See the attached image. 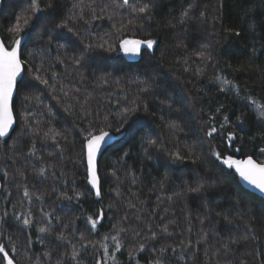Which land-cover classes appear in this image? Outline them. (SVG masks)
<instances>
[{
  "label": "trees",
  "instance_id": "trees-1",
  "mask_svg": "<svg viewBox=\"0 0 264 264\" xmlns=\"http://www.w3.org/2000/svg\"><path fill=\"white\" fill-rule=\"evenodd\" d=\"M77 2L58 0L65 19L71 15L72 5ZM85 2L91 3L92 0ZM95 3L103 6L110 4V0H95ZM131 3L134 6L147 4L151 19H139L132 8H122L117 11L115 20H109L107 16L112 12L109 7L104 13L105 18L94 21L79 37L63 31L76 41L78 49L83 47L80 40L102 42L111 37L113 47L125 36L157 41L153 49H143L139 60L134 62L128 61L118 48L111 52L93 48L84 53L80 65L70 61L57 63L55 55L70 56L72 48L67 53L42 49L51 24L49 19L35 21L32 42L25 57L36 66L43 65L47 69L45 78L53 72L57 76L50 81L54 87H48L34 81L35 73L29 72L27 79L35 86L22 89L13 99L16 124L9 137L0 140V214L4 210L9 213L5 223L0 225V231L5 234L2 242L8 244L7 238L11 237L19 249L17 260L20 264H30L28 257L39 256L44 251L60 254L66 250L67 242L56 239L59 232L68 235L73 242L78 241L83 232L88 237L84 241L88 246L80 249V244H76L81 253V264H95L101 250L93 249L89 241L95 244L103 236L115 234L114 227L121 225L126 214V223L135 224L137 211L129 207L134 203L142 214L159 213L166 217L164 223L176 221L175 225H170L169 236L161 237L176 247L175 252L170 250L164 255L163 264H262L264 199L245 189L233 170L218 162L210 149L220 150L224 156H252L258 162L264 160V155L259 153V148L264 146L260 139L264 117L249 107L251 101L244 99L251 96L264 105V48L260 47L264 44V25L249 32L247 17L243 16L244 10L253 8L252 15L258 21H264V0H131ZM22 7H27V0H3L0 34L7 35V28L14 23ZM185 11L190 15L186 18L187 23L180 25L179 20ZM88 18L86 15L85 19ZM129 20L133 21L131 25ZM121 21L124 28L118 31L113 24ZM73 22L80 28L85 27L81 21ZM235 31L241 34L236 36ZM178 44L183 46L177 47ZM253 45L258 50L255 56L250 55ZM76 54L80 55V52L77 50ZM209 54L213 57L211 61L201 59ZM200 68L206 69L204 75L199 74ZM214 75L233 84L221 85L213 81ZM233 85L239 88V96ZM148 86L150 92H141ZM37 95L39 100L34 98ZM133 100L148 105L147 112L141 106V110L130 118V123H142L144 130L135 137L121 133V138L102 152L99 158L102 196L97 198L93 192L89 193L85 165L78 159L83 137L81 129L88 128L93 121L104 127L107 117L111 127L105 130L120 134L115 131L120 114ZM220 106H223L221 112L216 113L215 109ZM26 112L33 113L29 121L23 119ZM242 113L245 114L244 122L237 123L235 118ZM225 115L230 117V122L213 137H208L209 117L215 116L214 123L219 127ZM37 125L44 130H58L61 133L59 146L38 137L33 131ZM229 131L235 132L237 139L230 147L231 151L229 148L225 151ZM145 133L157 139L167 151L150 149L151 159H148L141 147V137ZM32 140L37 141L35 156L28 152ZM176 147L183 153L194 155L187 156L183 162H173L169 152ZM124 152L129 155L124 156ZM45 164L56 165L55 176L52 169L45 176L37 174ZM18 169L24 172V176L18 175ZM64 181L68 182L67 185ZM21 183L36 196L42 192L48 195L43 200H36L34 196L28 202L18 187ZM201 183L208 189L205 193L187 191V187ZM52 188L57 191L53 193ZM73 189L83 195L71 201L63 199L64 193L73 195ZM117 191L120 196L116 195ZM169 196L173 197L171 201L167 199ZM164 208L168 209L167 213L162 211ZM98 209L104 211V218L97 231L89 233L86 216L94 215ZM28 211H32L34 223L24 227L14 215ZM44 212L51 214L52 231L40 233L38 228L48 225L47 220H42ZM225 215L229 216L231 223L225 221ZM152 219L154 224L160 223L155 215ZM201 219H205L208 225L206 238L200 233ZM189 222L194 229L191 233L185 231ZM68 224L75 229L71 234L63 227ZM29 237L33 243L26 257L25 245ZM37 237L43 239L44 244L39 243ZM182 239L193 241L191 251L180 246ZM197 240H201L198 246ZM130 251L131 244L115 253L116 264H136L137 261L139 264H154L156 253L152 251L151 243L145 251L137 252L135 259L129 258ZM46 264H56L55 258ZM108 264L113 262L108 260Z\"/></svg>",
  "mask_w": 264,
  "mask_h": 264
},
{
  "label": "snow or ice",
  "instance_id": "snow-or-ice-1",
  "mask_svg": "<svg viewBox=\"0 0 264 264\" xmlns=\"http://www.w3.org/2000/svg\"><path fill=\"white\" fill-rule=\"evenodd\" d=\"M112 8V12L107 16L109 20L116 19V13L119 9L122 8H132L134 11L138 13V18L143 19L145 17L151 19V15L148 10V5H138L134 6L131 3V0H110V4H104L103 6L96 5L95 0H92L91 3H86L85 0H78L77 3L72 5V9L70 10L71 15L65 19L62 9L58 6V0H27V7H22L20 13L15 17L14 23L7 28V35L0 34V138H6L9 136L10 129L13 128L14 125V117H13V99L14 94L18 93L22 89L32 88L35 85L32 81L27 79V74L29 72L35 73L32 79L39 84L54 87V85L50 84L51 80H55L57 74L53 72L51 76L45 78V73L47 69L43 67V65L36 66L33 64L32 60H28L25 57V53L28 50L29 44L32 42V37L35 28V21L38 19H49L51 24V30L48 34L47 40L41 45L42 49H46L47 52H52L55 50L57 53H60L63 50L65 53L68 52L69 48H72V53L70 56L61 57L60 54L55 55L54 60L57 63L64 64L69 62L74 65H80L84 59V53L93 49V48H101L105 49L109 52L116 51L117 48L121 50L126 55H139L141 53V49L151 50L154 45L157 43L156 40L147 39L140 40L135 38L123 37L120 38L117 42L116 47H113L109 40H102V42H85L84 40H80L79 44L82 45V48H77L76 41L72 40L70 36L66 35L70 33L72 36L79 37L84 34L87 28L91 27L93 22L96 20H102L105 18L104 13L108 10V8ZM253 8H248L244 10L243 16L247 17V31L255 32L262 25H264V21H258L252 13H254ZM47 14V15H45ZM88 16V19H85V16ZM190 13L185 11L183 13V17L179 20L180 25H185L187 23L186 18H188ZM201 16H204V13H201ZM51 17V19H50ZM73 20H78L83 23L84 28L78 27ZM133 23L132 20L128 21V24L131 25ZM113 27L118 28V31H122L124 25L121 22L114 23ZM173 28L176 25H172ZM234 35L239 36L241 33L239 31L233 32ZM112 35H116L113 33ZM63 41V42H62ZM107 46V47H106ZM182 44H178L177 47H182ZM261 48H264V44H261ZM77 50L80 52V55H77ZM257 48L253 45L251 46L250 55L255 56L257 54ZM202 60L211 61L213 57L211 54L208 56H202ZM32 65L29 68V65ZM200 75H204L206 73L205 68L198 69ZM213 81H218L221 85H232L233 82L226 79L221 78L220 76H213ZM233 87H235L233 85ZM150 86L144 87L141 89V92L148 93L150 92ZM223 91V87L220 88ZM231 90V89H230ZM63 91V89H61ZM236 95H240V90L238 87H235ZM67 96V92L64 93ZM28 97H26L27 99ZM39 100L40 97L37 95L34 97ZM57 99V97H53ZM244 99L251 101L249 107L254 108L259 116L264 117V105H261L255 98L251 96H245ZM141 106H143V111H148V105L140 103L137 100H133L131 105L126 108L124 112L120 114L119 126L115 129L117 133H122L128 135L130 137H135L137 133L144 130V126L139 121H132L130 123V118L138 113L141 110ZM223 106L217 107L215 109L216 113L221 112V108ZM245 114L236 116L237 123L244 122ZM30 118H33V113L26 112L24 114L23 119L25 121H29ZM163 119V117H161ZM216 117L210 116L207 121L208 129L206 131V135L208 137H213L216 133H218L221 129H224L225 126L230 122V117L225 115L223 118V123L219 124V127L214 123ZM111 127V124L107 122V117H105L104 127H100L99 123L96 121L90 122L89 127L81 129L83 133V137L81 139V148L80 155L78 157L79 162L85 165V172L87 178V184L90 185L89 193L91 194L94 191V194L97 198L102 196V185L101 178L99 175V160L98 157L104 149V146L108 143V139L111 136L109 131H106V128ZM171 128H175L174 124H170ZM34 133L45 140H51L57 146H59V139L61 138V133L54 128H47V130L41 129L39 125H37L33 129ZM241 140L243 136L239 137ZM237 139V135L235 132L229 131L226 135V143L224 150L226 151L228 148L233 147V142ZM260 139L264 141V129L261 130ZM141 147L145 155L148 159H151V155L149 150L159 148L162 151H167V149L158 143L157 139H152L150 135L145 133L143 137H141ZM37 151V141L32 140L30 147L28 148V152L35 156ZM236 151H239L237 148ZM210 153L215 159L220 162L222 165L226 166L227 169L234 170L235 174H238L239 178L250 186H253L255 189H258L261 193H264V160H260L259 162L256 159H253L252 156H248L246 159H236L233 155L224 156L222 151L220 150H212L210 149ZM259 153L264 155V146L259 148ZM129 152H124V156H128ZM194 155L192 153H183L178 147H176L173 151L169 152L170 158L173 162H183L187 156ZM42 159V158H41ZM193 163L196 162L195 159L192 160ZM56 165L55 164H45V166L40 167L38 169L39 176H45L49 169H52V175L55 176ZM18 175L24 176V172L21 170H17ZM63 175V172H61ZM115 176L116 173L113 172ZM133 175V182H135V174ZM5 178H7V172L4 173ZM65 185H67V181H64ZM18 187L23 191V197L28 202L32 201V198L35 196L36 200H43L48 193L42 192L39 196H36L34 192H31L28 186L24 183L18 185ZM35 187V186H33ZM161 188L164 187L163 183L160 185ZM208 189L204 184H198L195 187H187V191L194 192L197 194H203ZM51 191L55 193L57 191L56 188H52ZM83 193L76 191L73 189V195H67V193L63 194V199H67L69 201L73 199H78ZM117 196H120L119 191L116 193ZM169 201L173 199L172 196L167 197ZM15 208V205L13 206ZM130 208L136 209V223L133 225H129L126 223L127 214L124 216L123 221L119 227H114L115 234H108L102 237L101 241L93 244L89 241V245L93 249H100V258L95 260V264H108V260H111L113 264H116V256L115 253H119L122 249L128 247L129 244L132 245V251L129 252V258L135 259V254L137 252L145 251L147 245L149 243L152 244V251L156 253L154 257V264H163V257L168 251H176V247L173 244H169L167 240H162L161 237H168L170 234V225H175V220H169L167 223H164V219L166 217L160 216L159 213H147L142 214L141 209H137L136 204H129ZM164 213L168 212L167 208L162 210ZM9 213L7 210H4L2 214H0V225L5 223L6 218ZM156 216L160 223L154 224L152 217ZM217 215H220L218 212ZM33 213L32 211H28L27 213H20L19 215H14L15 220L20 222L24 227H28L34 223L32 219ZM50 213L44 212L42 215V220H47L48 225L46 227H39L38 231L40 233L51 232V220L49 217ZM104 218V211L102 209H98L94 215H87L86 221L90 225L88 228V232H96L98 225L102 222ZM226 222L231 223V219L228 215L224 216ZM199 223L202 225L200 228V233L202 238H206L208 225L205 219H201ZM64 228L69 230V233L75 231L71 224L63 225ZM251 231V225L248 226ZM193 227L190 222L186 227L185 231L188 233L193 232ZM5 238V234L3 231H0V264H20V261L17 260V254L19 253V249L17 246L12 243L11 237H8V244L3 243V239ZM56 239L61 241H66L65 245L66 250L63 253L57 254L54 251H44L41 255L35 257H28L29 262L31 264L32 261L35 264H46L47 261H51L53 258L56 260V264H65V260H68V264H81L80 256L81 253L77 249L76 244H80V249L86 248L88 245L84 243L88 237L81 232L79 236V240L73 242V240L69 239L68 235H65L63 232H59L56 236ZM37 241L41 244H44V240L40 237H37ZM32 240L29 237L26 241L25 245V256L27 257V250L32 245ZM201 240L196 241V245H200ZM159 245V247H157ZM70 246V248H69ZM180 246L187 248L189 251L192 250L193 241L191 239L181 240ZM255 254V252L253 253ZM46 258V259H45ZM107 258V259H105ZM184 257L182 256L181 259ZM136 264H139L137 261ZM264 264V261H262Z\"/></svg>",
  "mask_w": 264,
  "mask_h": 264
},
{
  "label": "water",
  "instance_id": "water-1",
  "mask_svg": "<svg viewBox=\"0 0 264 264\" xmlns=\"http://www.w3.org/2000/svg\"><path fill=\"white\" fill-rule=\"evenodd\" d=\"M2 4H3V0H0V8H1ZM140 40H141V39H140ZM143 49H144V48L141 49V52H142ZM122 54H123V56H124L128 61H132V62L139 60V58H140V56H141V53H140L139 55H126L125 53L122 52ZM14 96H15V94H14ZM13 117H14V125H13V128L10 129V131H9V135L11 134V132H12V130L14 129L15 124H16V120H15L14 113H13ZM110 133H111V132H110ZM121 136H122L121 134H113V133H111V136H110V138L108 139V143L104 146L103 151H104L108 146H110L111 144H113L114 142H116L117 140H119V139L121 138ZM8 137H9V136H8ZM8 137H6V138H8ZM6 138H0V140H5ZM229 150L231 151V148H229ZM103 151H102V152H103ZM102 152H101V154H102ZM101 154L99 155L98 160H99ZM247 157H248V156H246V157H237V158L234 157V158H236V159H246ZM253 159H254V158H253ZM233 172H234V170H233ZM235 175H236L238 181L240 182V184H241L244 188H246L247 190H249V191L252 192V193L257 194L258 196H261V197L264 199V193H261L258 189H255L253 186H250L249 184H247V182L241 180V179L239 178L238 174H235ZM93 192H94V191H93ZM94 195H95V194H94ZM95 197H96V196H95Z\"/></svg>",
  "mask_w": 264,
  "mask_h": 264
},
{
  "label": "bare ground",
  "instance_id": "bare-ground-1",
  "mask_svg": "<svg viewBox=\"0 0 264 264\" xmlns=\"http://www.w3.org/2000/svg\"><path fill=\"white\" fill-rule=\"evenodd\" d=\"M135 39H138V38H135ZM127 61V60H126ZM121 134V133H120ZM237 155V154H236ZM238 156H236V158H237ZM87 181V180H86ZM240 183V182H239ZM88 185V184H87ZM89 186V188H90V185H88ZM246 189V188H245ZM94 193V192H93Z\"/></svg>",
  "mask_w": 264,
  "mask_h": 264
},
{
  "label": "rangeland",
  "instance_id": "rangeland-1",
  "mask_svg": "<svg viewBox=\"0 0 264 264\" xmlns=\"http://www.w3.org/2000/svg\"><path fill=\"white\" fill-rule=\"evenodd\" d=\"M115 143V142H114Z\"/></svg>",
  "mask_w": 264,
  "mask_h": 264
}]
</instances>
